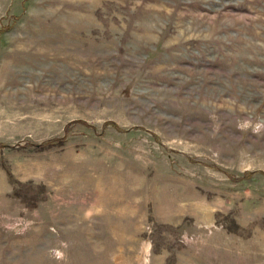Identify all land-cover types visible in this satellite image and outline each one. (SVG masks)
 <instances>
[{
  "label": "rangeland",
  "instance_id": "1",
  "mask_svg": "<svg viewBox=\"0 0 264 264\" xmlns=\"http://www.w3.org/2000/svg\"><path fill=\"white\" fill-rule=\"evenodd\" d=\"M0 264H264V0H0Z\"/></svg>",
  "mask_w": 264,
  "mask_h": 264
}]
</instances>
